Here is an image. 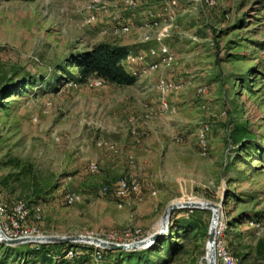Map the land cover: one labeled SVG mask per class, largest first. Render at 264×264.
Instances as JSON below:
<instances>
[{
    "label": "rangeland",
    "instance_id": "obj_1",
    "mask_svg": "<svg viewBox=\"0 0 264 264\" xmlns=\"http://www.w3.org/2000/svg\"><path fill=\"white\" fill-rule=\"evenodd\" d=\"M115 1L123 11L140 5ZM154 2L129 31L106 0H0V180L26 173L0 184V202L27 201L37 234L126 229L138 239L160 227L169 204L210 202L219 206L220 245L239 264H264V233L253 227L264 220V0ZM129 35L144 48L128 50L123 66L138 77L134 85L69 81L72 56ZM198 138H207L206 154ZM129 175L139 190L117 198L118 180ZM65 191L78 200L67 205ZM211 219L209 208L176 209L162 246L96 258L81 247L94 245L77 242L75 262L207 264ZM1 244L0 264L37 258L36 243Z\"/></svg>",
    "mask_w": 264,
    "mask_h": 264
},
{
    "label": "trees",
    "instance_id": "obj_2",
    "mask_svg": "<svg viewBox=\"0 0 264 264\" xmlns=\"http://www.w3.org/2000/svg\"><path fill=\"white\" fill-rule=\"evenodd\" d=\"M127 51L128 50L126 47L109 42H99L97 44H94L89 50L75 54L70 58L69 64L75 69V71L73 74H69V78H71V80L69 81L82 83L89 77L94 76V78L101 79L104 83L107 82L109 84H114L117 86L134 85L138 80V77L136 75L128 73L122 65L123 61H125V59L127 58ZM243 139L244 138H239V141ZM15 162V164L17 165V160ZM24 173L25 171L22 168L19 169L18 172L9 173L0 180V184L8 187L9 178H12L13 181H17ZM9 190H11V188ZM26 205L28 207L27 201ZM185 226L188 231H195L197 229V224L193 220H188L185 223ZM163 237L164 236L157 238L148 247L154 249L155 245L157 244H160V246H162L163 243H165V237ZM1 245L7 250H12L16 247H20L21 244L15 246H8L4 244ZM37 247V251L32 250L31 252L37 257L32 264H82V262H75V258L77 257L78 253L71 260L65 256L66 251L70 248H73V244L71 243H42L38 244ZM81 247H86V249H84L86 250V255H89L88 253L92 255V253L97 250L96 248L84 245H81ZM75 250L77 251L76 248ZM99 251L101 253V257L106 255L115 256L116 253L125 255L126 258H135L139 255V252L137 251L124 252L123 250L104 249H99ZM167 253H169L171 257L174 253V249L168 248Z\"/></svg>",
    "mask_w": 264,
    "mask_h": 264
},
{
    "label": "built area",
    "instance_id": "obj_3",
    "mask_svg": "<svg viewBox=\"0 0 264 264\" xmlns=\"http://www.w3.org/2000/svg\"><path fill=\"white\" fill-rule=\"evenodd\" d=\"M198 143L201 148L202 154H206L207 152V138H198ZM97 146H102V143L99 141L96 143ZM128 163L132 166L135 165V161L133 158H129ZM89 168L91 171H95L97 169V165L94 163H90ZM139 181L136 177L129 175L128 178L123 176L117 182V187L114 190V194L117 198H123L128 196L129 194L136 193L139 190ZM109 191L108 187H103L102 192L106 194ZM78 195L75 192L65 191L63 193L64 202L67 205L73 204L78 200ZM38 210V208H36ZM10 211V216L7 215V212ZM29 216V209L22 199H15L12 200L10 206L6 203L0 202V228L3 233L9 238H16V237H30L40 235V233H36L35 229L28 228L27 226V218ZM5 217V223L2 221ZM35 217L38 218L39 215L36 212ZM3 223V224H2ZM254 229L257 232L264 233V220L257 221L253 224ZM3 226V228H2ZM138 231L136 230H123L121 232H111L103 235H92L89 236H96L102 240L113 242V243H130L135 242L138 239L136 234ZM220 231L216 229L215 233V241H214V248L216 259H218L219 264H239L237 258L233 257L227 250L223 248L220 244L221 242V235ZM42 244V243H36ZM95 256L96 258H101V253L99 251V247H96ZM77 251L73 248H70L66 251L65 256L68 259H73Z\"/></svg>",
    "mask_w": 264,
    "mask_h": 264
},
{
    "label": "water",
    "instance_id": "obj_4",
    "mask_svg": "<svg viewBox=\"0 0 264 264\" xmlns=\"http://www.w3.org/2000/svg\"><path fill=\"white\" fill-rule=\"evenodd\" d=\"M180 208H209L212 210V219L207 232V253L206 258L207 264H216L215 258V233L216 227L214 226V220L217 218L216 211L219 210V206L210 202H182V203H171L169 204L162 216H161V225L160 228L151 234L148 237L142 238L135 242L130 243H113L102 240L96 236H89L84 234H75V235H50V234H40L30 237H16L9 238L7 237L0 228V243L8 246H15L24 243H88L92 244L95 247H99L104 250H135L140 248L148 247L152 244L157 238L162 237L167 231L169 216L172 211Z\"/></svg>",
    "mask_w": 264,
    "mask_h": 264
},
{
    "label": "crops",
    "instance_id": "obj_5",
    "mask_svg": "<svg viewBox=\"0 0 264 264\" xmlns=\"http://www.w3.org/2000/svg\"><path fill=\"white\" fill-rule=\"evenodd\" d=\"M106 1L110 5L113 6L112 12H110L112 14L111 17L112 18L116 17V18H118L119 22L126 23L130 27L129 31H131V30L136 31V28H141V24L142 23L140 24V22L142 21V19L144 20V19H147L149 17V14H151V12H149V14H147V12L149 10H151L150 6H152V5H154L156 3V2H154V0H138L140 5H138L137 8L129 9L128 11H126V10L123 11L124 9H126V8H124V5L116 2L115 0H106ZM145 6H147V7H145ZM136 36L138 37L139 42H140V39H141V38H139L140 35L138 34ZM136 36L129 35V36H124L122 39H118V40L115 39V40H110V41L106 40L104 42H109V43L116 44V45H119V46H124L129 51L135 50L137 52H142L143 53V51H144L143 46H141V44H139V45L135 44V43H137L136 42L137 41L136 40L137 39ZM129 51H128V53H129ZM126 59L122 63L123 66L126 63ZM136 66H141V65H136ZM130 86H132V85H130ZM144 95L145 96H144L143 99L151 100V98H150L151 96L150 95H148L146 93H144Z\"/></svg>",
    "mask_w": 264,
    "mask_h": 264
},
{
    "label": "bare ground",
    "instance_id": "obj_6",
    "mask_svg": "<svg viewBox=\"0 0 264 264\" xmlns=\"http://www.w3.org/2000/svg\"><path fill=\"white\" fill-rule=\"evenodd\" d=\"M162 36V35H161ZM147 39H148V37H147ZM164 51H166V49H163ZM152 52V51H151ZM153 53V52H152ZM96 85L97 84H100L101 82L100 81H98V80H96V82H94ZM164 90H165V88L162 90V92H164ZM212 209V208H211ZM213 210V209H212ZM218 211V210H217ZM216 211V215H217V218L214 220V226L215 227H217V219H218V212ZM160 227L158 226V229H159ZM157 229V230H158ZM217 229V228H216ZM156 230V231H157ZM206 258H208L207 256H206ZM215 258H216V254H215Z\"/></svg>",
    "mask_w": 264,
    "mask_h": 264
}]
</instances>
